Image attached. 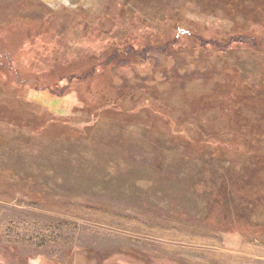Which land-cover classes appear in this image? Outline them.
I'll use <instances>...</instances> for the list:
<instances>
[{"label": "rangeland", "instance_id": "rangeland-1", "mask_svg": "<svg viewBox=\"0 0 264 264\" xmlns=\"http://www.w3.org/2000/svg\"><path fill=\"white\" fill-rule=\"evenodd\" d=\"M0 264H264V0H0Z\"/></svg>", "mask_w": 264, "mask_h": 264}]
</instances>
